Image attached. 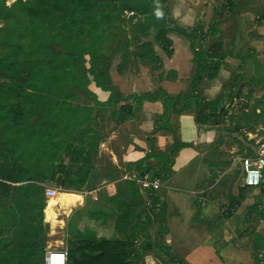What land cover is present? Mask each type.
<instances>
[{
  "label": "trees",
  "instance_id": "1",
  "mask_svg": "<svg viewBox=\"0 0 264 264\" xmlns=\"http://www.w3.org/2000/svg\"><path fill=\"white\" fill-rule=\"evenodd\" d=\"M167 1L19 0L13 6H9L7 0H0V21L5 24L4 28L0 29V69L6 73L18 64L19 58H27V64L20 65V69L15 70L11 76L13 83L0 82V140L5 138L4 152L0 155L1 199H8L13 186L18 193L26 192L25 196L29 200L38 192L44 195L48 189L87 193L95 191L104 181L122 180L123 173L117 166L108 162L98 165L101 139L96 131L87 127L88 120L83 121L86 111L88 113H85V117L88 119L97 108L107 110L120 107L112 119L116 124L122 125L132 119L136 111L140 112L145 102L162 103L164 113L156 118L154 135L160 133L171 135L174 138V144L165 153H149L142 161L127 166V170L137 172L135 180L125 181L129 184L130 193L133 195L132 201L142 200L139 181L146 175L151 181L160 183H165L175 176L173 170L175 159L180 151L189 147L180 138L179 118L182 115L194 114L200 127H222L228 123L233 125L240 115L247 117L245 113L247 111L250 113L252 110L250 102L253 100V93L245 95L248 104L244 103V105L241 101L235 104L239 96L233 91L229 96L231 102L227 105L223 104V98L210 102L201 98L200 86L206 78L212 79L218 76L227 54L223 51L221 39L210 47L204 43L203 29L184 30L176 26L172 27L166 16L164 20H160L157 13ZM100 8L105 9V12L109 10L101 18L96 12ZM126 11H133L145 17L148 26H145V23L139 26L147 33L152 28L156 32L161 30L163 35L169 31H176L192 41L197 74L191 82L190 92L187 95L169 96L164 91H158L149 95L125 97L110 88V78L99 69L100 52L91 48L89 50L92 57L90 73L93 80H88V89L83 88L82 79L77 73L66 76L64 72H58L56 69L51 74L44 71L43 63L47 59L71 63L76 57L75 52L69 50L61 53H54L51 50V44H61L56 32L63 34L67 31L70 36L81 35L80 31H84L81 27L86 21L85 16L94 12L91 14L94 16L93 24L96 23L95 28H97V22L101 23V29L105 28L103 35L106 38L107 27L114 22H121V17ZM260 21L264 22V15ZM77 25L80 27L76 28ZM97 32L98 30L95 31V36L99 40L101 37L97 35ZM208 35L213 39L217 37V33L212 32L211 28ZM30 38L35 42L23 43ZM165 42L171 45L170 41ZM145 48L148 50L146 57L153 60L155 54L152 45L145 44ZM36 57H41L42 60H34ZM37 62L39 63L36 64ZM20 73L27 74L23 78H17V74ZM238 80H244V77L237 76L235 85L239 83ZM253 81L260 88L264 85L256 80ZM92 83L111 93L109 102L98 101L89 90ZM27 85H29L28 89H26ZM72 89L85 90L88 96L94 98L96 107L86 109L76 106L74 101L77 97L76 94L71 93ZM123 103L130 104L122 105ZM134 104L137 105V109ZM258 125L259 122L254 120L247 124L248 128ZM91 134L98 139L88 138ZM224 137L226 135L220 138L224 139ZM240 148H243L242 144ZM246 152L244 157L253 155L250 148H246ZM26 156L37 159L32 163L23 159ZM43 156L48 157V162H44ZM151 159H155L157 164L150 165ZM244 175V172L241 173L233 184L234 195L231 202L233 210H237L245 199V191L248 188L239 184V180ZM37 181H40L44 187L38 186ZM149 194L151 209L160 212L159 217L166 235L168 233L167 207L160 202L159 194L154 188L149 190ZM235 195L238 197L237 200ZM39 199L42 203H34L21 213L17 210L6 213L0 205V216L5 214V217H0V220L6 223V226H9L12 221L17 223L13 238L0 241V264L44 263L46 228L43 225V217L46 203L43 198ZM141 205L146 206V203ZM195 205L200 215L201 204L196 202ZM67 245L71 248L68 253V264H132L135 259L138 264L140 261V256L137 257L134 253L136 249L134 244L128 242L98 241L85 234H80L74 241L71 239V233H68ZM255 250L258 254H261V251L264 252L263 238L255 244ZM170 256L177 261L171 254ZM179 264L183 263L179 262Z\"/></svg>",
  "mask_w": 264,
  "mask_h": 264
},
{
  "label": "rangeland",
  "instance_id": "2",
  "mask_svg": "<svg viewBox=\"0 0 264 264\" xmlns=\"http://www.w3.org/2000/svg\"><path fill=\"white\" fill-rule=\"evenodd\" d=\"M18 1L19 0H7V4L13 6ZM220 1L221 0L216 1L217 5L222 4L220 13L222 18L221 25L219 26H225L226 40L228 42L231 41V47H233L232 50L234 51L236 40L233 38L232 28L230 27L232 24L229 26L228 24L234 18H232V14L238 7V2L242 0H222L221 3ZM250 1L247 0V2H249L248 4H250ZM258 1H254L253 3H258ZM108 11L109 10L105 12V9L103 10L100 8L96 12L99 13V17L101 18ZM93 13H89L85 16L86 21L84 20L85 23L81 27V30L84 28V31H80L82 32L81 35L78 36L76 34L70 36L67 31L63 34L56 32L60 37L58 41L61 44H51V50L54 51V53H61L62 51L69 50L75 52L76 57L71 63H60L58 60L54 61L51 59L45 60L43 68L47 74H51L55 69L58 72H64L66 76L77 73L82 79L83 88L87 87L88 89V80H93L90 73L92 67V57L89 52L90 48L100 52L101 65L99 69L105 72L106 53H108L105 50L106 45L109 47L114 45L118 48L121 44H125L128 41L125 34L130 32L133 38L132 41L129 40L128 42L137 46V27H130L127 21L125 20L126 22H124L122 19L120 23H123V26L120 25V23L114 22L113 27L110 28L109 26L107 29V37L105 38L103 35V33H105V28L104 30L101 29V23L97 22V28H95L96 23L93 24L94 16L91 15ZM163 15L169 16L170 13ZM261 22L262 21H259L258 24ZM173 24L176 25L175 23ZM4 26L5 24L2 23L1 29L4 28ZM78 27L80 26L77 25L76 28ZM96 30H98L97 35L101 37L99 40L97 39L98 37L95 36ZM259 37L258 39L260 42L258 45L262 48L260 54L264 59V36ZM31 42L34 43L35 40L30 38L29 40L23 41L25 44H31ZM240 43L243 45L244 49L246 48L243 55H246L245 61H247V53L249 50V46L247 45L248 40L242 38ZM109 55L110 54H108L107 57H109ZM18 60V64H16L12 70L5 73L1 69V83H13L11 76L14 74V71L20 69V65L27 64L26 57H21ZM34 60H42V58L36 57ZM38 63L39 62L36 64ZM239 70L242 71L234 67H226L223 69L224 76L221 78L227 85V89L224 92L225 94L230 93V91L232 92L236 88V92H242V98L244 100L243 96H245V94L257 92L260 86L253 88L251 87L252 85L248 86L249 83H252V79H248L249 72H246L249 70L248 68L242 71V73H244V80H238L239 83L237 85L233 84V82L235 83V77H237L234 75ZM26 74L27 73H20L17 74L16 77L23 78ZM28 88L29 85L26 86V89ZM258 91L261 93L250 102L252 110H250V113H245L247 117L240 115L239 119L236 120L237 123L234 121L231 127L224 128L223 132L226 138H219L216 142V147L212 150L203 148L202 151L207 152L210 156L209 163L211 166L207 163L203 166L201 162L196 163L194 166V171L200 173L203 169L204 171L208 170L206 175L208 176L207 180H204V185L198 190L200 193L197 196L213 204L215 210L214 216L216 218L214 220L218 222V225H221L219 231H221V234H224L223 236L231 238L233 247H236L237 242H246V246H250L253 255L257 253L255 244L262 238L264 239V184L258 189H246L245 199L240 203V208L238 210L234 211L232 209L231 202L232 196L234 195L232 190L233 184L238 180L241 173L244 172L241 159L246 158L244 157V155L247 154L246 148H250L253 153L252 156H254L258 144H264V85H262L261 90ZM71 93L76 94L77 98L74 101L76 106L86 109L96 107L94 98L88 96L85 90L75 91L72 89ZM230 102L231 99H224L223 104L226 105ZM243 103L248 104L246 102ZM119 108L120 107L117 109L109 108L107 110L97 108L88 119L85 117V113L87 114L88 112L86 111L84 113L83 121L88 120L87 127L96 131L101 139L99 144L98 165H103L107 161L113 159L112 151H115L121 160L136 157L135 152L132 150V146L135 145L134 142L136 139L127 128L121 127L112 119ZM258 109H260V112H258ZM255 110L257 111L254 114ZM251 120L259 122V125L257 127L248 128L249 126H247V124ZM127 132H129V134ZM114 133L118 134L115 135ZM88 138L95 139L96 136L91 134ZM112 138L114 139L113 141L111 140ZM4 141L5 138L0 140V155L1 152H4ZM240 144L243 145V148H240ZM9 158L11 159V157ZM23 159L34 163L37 158L26 156ZM42 159L44 162H48L47 156H43ZM128 165H123V167L127 168ZM125 181L126 179H122L119 182L104 181L95 191L87 193H77L72 190L66 191L59 189L56 194L52 195L50 198L47 197L46 190L44 195L38 192L29 200L28 197L25 196L26 192L18 193L15 190V186H13L8 199L0 198V205L3 206V211L6 213L11 210H17L21 213L34 203H42L39 198H43L46 203L43 225L46 228V241L49 246V248H46V244L43 260L51 250L69 253L71 248L67 245V238L68 233H71V239L74 241L80 234H85L98 241H122L134 244L136 249L133 251L137 257L140 256L138 264H179L180 261H174L170 256L171 253L170 249L167 247L162 220L159 217L160 212H155L151 209L149 189L139 184L142 200L136 199V201H132L131 198L133 195L130 193L129 184L125 183ZM37 183L41 188L44 187L40 181H37ZM242 183L243 178L239 180V184L242 185ZM58 193L62 197L54 198ZM237 198L236 196V200ZM144 202L146 206H140V204ZM126 207H128L127 210H124ZM228 216L230 217L227 218ZM0 217L4 218L5 214H2ZM5 224L6 223L0 220V241L6 238L12 239L17 225L14 221L10 222L9 226ZM259 255L264 256V252L261 251ZM262 260L259 262L256 259L257 264L262 263ZM132 264H136V259L132 261Z\"/></svg>",
  "mask_w": 264,
  "mask_h": 264
},
{
  "label": "crops",
  "instance_id": "3",
  "mask_svg": "<svg viewBox=\"0 0 264 264\" xmlns=\"http://www.w3.org/2000/svg\"><path fill=\"white\" fill-rule=\"evenodd\" d=\"M216 1L168 0L162 6L161 11L157 13L160 20H164L165 15L163 14L170 13L169 16H166V19L172 27L176 26L184 30L203 29L204 43L208 47L221 39L223 51L227 54L225 63L220 68L217 77L206 78L199 88L201 98L209 102L218 98L230 99L231 91L228 94L224 93L227 85L221 78L224 76L223 69L226 67H234L242 71L248 68L249 70L246 71L249 72L248 79H252L253 82L249 83L248 86L252 85V88L257 86L253 80L264 84V59L260 54L262 48L258 45L260 42L259 36H264V22H261V25L258 24L264 15V0H248L250 4L247 0L238 2V7L232 14V18H234L228 24V26L232 24L230 27L232 28L233 38L236 40L234 51L231 47V41L226 40L225 26H219L222 18L220 15L222 4L218 2L219 5H217ZM254 1H258V3L254 4ZM128 13H134L135 16L129 18ZM121 19L124 22L127 21L130 27H137V46L128 42L129 40L132 41L133 38L130 32L125 34L128 41L118 48L114 45L110 47L106 45L105 50L108 53H106L105 73L110 78V88L125 97L149 95L158 91H164L169 96L187 95L190 92L191 82L197 74L192 41L176 31H169L163 35L161 30L156 32L152 28L148 33L145 32L139 26V24L144 23L145 26H148L145 17L133 11H126ZM120 25L123 26V23H120ZM1 27L2 22L0 21V29ZM112 27L113 23L110 25V28ZM210 28L212 32L217 33L215 39L208 35ZM242 38L248 40L247 61H245L246 55H243L246 48L244 49L240 43ZM166 40L171 42L170 46L165 42ZM149 43L152 45L155 54L153 60L148 59L145 55L148 51L145 44ZM108 54H110L109 57H107ZM242 71H237L234 76L244 77ZM233 84L235 83L233 82ZM89 89L99 102H109L110 92L99 88L95 83H92ZM258 90H261V88ZM258 90L253 93V99L261 93ZM233 92H236V88ZM236 93L239 97L235 104L240 101L244 104L243 102H246L245 96H243V100L240 99L242 98V92L237 91ZM129 104L123 103L122 105ZM134 106L137 109V105L134 104ZM258 112H260V109H258ZM163 113L164 108L161 102H145L140 112L136 111L132 119L120 125L127 128L136 139L135 145L132 146L136 157L121 160L118 154L112 151L113 159L107 161L121 169L122 179L135 180L137 178L136 171L127 170L123 165L138 163L149 153H165L174 144V138L171 135L164 133L154 135L156 118ZM231 126L232 123L222 127H200L192 113H186L179 118L181 141L189 147L180 151L175 159L173 167L175 176L165 183H160V188L156 191L159 194L160 202L167 207L166 224L168 233L165 235L167 247L170 249L172 256L183 264H257L256 259L259 262L263 259L260 264H264V256L258 253L253 255L250 246H246V242H237L236 247H233L231 238L223 236L224 234L219 231L221 225H218V222L214 220L216 218L213 204L197 196L200 193L198 190L207 180L208 170L204 171L202 168L203 170L200 173L194 171V166L198 162H201L203 166L206 163L211 166L209 154L202 150L203 148L212 150L211 147H216L218 139L224 136V128ZM129 132L127 133L129 134ZM114 134L117 135L118 133ZM149 164L156 165L157 161L151 159ZM196 202L201 204L200 215L195 205ZM46 244V248H49L48 242Z\"/></svg>",
  "mask_w": 264,
  "mask_h": 264
},
{
  "label": "built area",
  "instance_id": "4",
  "mask_svg": "<svg viewBox=\"0 0 264 264\" xmlns=\"http://www.w3.org/2000/svg\"><path fill=\"white\" fill-rule=\"evenodd\" d=\"M129 18L134 17V13L127 14ZM241 163L244 170V177L242 186L248 189H258L264 184V144H258L255 155L241 159ZM146 189L154 188L158 190L160 188V182L151 181L148 175L141 181H139ZM47 197L50 198L55 195L56 189H48ZM69 254L67 252L49 251L44 259V264H68Z\"/></svg>",
  "mask_w": 264,
  "mask_h": 264
},
{
  "label": "bare ground",
  "instance_id": "5",
  "mask_svg": "<svg viewBox=\"0 0 264 264\" xmlns=\"http://www.w3.org/2000/svg\"><path fill=\"white\" fill-rule=\"evenodd\" d=\"M15 2V1H14ZM57 197H62L59 193L56 195V197H54V198H57Z\"/></svg>",
  "mask_w": 264,
  "mask_h": 264
},
{
  "label": "water",
  "instance_id": "6",
  "mask_svg": "<svg viewBox=\"0 0 264 264\" xmlns=\"http://www.w3.org/2000/svg\"><path fill=\"white\" fill-rule=\"evenodd\" d=\"M2 74V70L0 69V75Z\"/></svg>",
  "mask_w": 264,
  "mask_h": 264
}]
</instances>
